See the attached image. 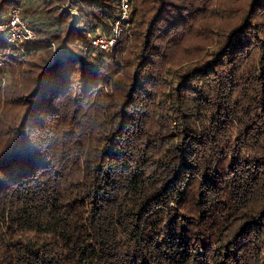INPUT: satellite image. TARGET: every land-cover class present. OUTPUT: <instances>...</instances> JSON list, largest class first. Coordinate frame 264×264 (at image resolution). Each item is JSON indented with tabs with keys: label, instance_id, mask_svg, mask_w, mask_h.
Segmentation results:
<instances>
[{
	"label": "trees",
	"instance_id": "1",
	"mask_svg": "<svg viewBox=\"0 0 264 264\" xmlns=\"http://www.w3.org/2000/svg\"><path fill=\"white\" fill-rule=\"evenodd\" d=\"M127 1L0 0V264H264V0Z\"/></svg>",
	"mask_w": 264,
	"mask_h": 264
},
{
	"label": "built area",
	"instance_id": "2",
	"mask_svg": "<svg viewBox=\"0 0 264 264\" xmlns=\"http://www.w3.org/2000/svg\"><path fill=\"white\" fill-rule=\"evenodd\" d=\"M119 13L117 18L114 19L116 25L119 22L126 20L128 15L129 4L127 0H118ZM20 8L18 6L10 7L6 15V20L0 24V32L5 33V37L9 42L22 46V44H31L35 41L34 31L32 27L25 22L20 14ZM118 32L114 29V34ZM114 41V36L96 35L91 36L89 39L88 47L99 50L101 52H109ZM87 48L84 47L83 50Z\"/></svg>",
	"mask_w": 264,
	"mask_h": 264
},
{
	"label": "rangeland",
	"instance_id": "3",
	"mask_svg": "<svg viewBox=\"0 0 264 264\" xmlns=\"http://www.w3.org/2000/svg\"><path fill=\"white\" fill-rule=\"evenodd\" d=\"M12 6H18L19 8H20V5H12ZM11 6V7H12ZM21 10H20V14H21V16H22V18H23V20L25 21V22H28L26 19H24V17H23V15H22V8H20ZM130 6H129V9H128V15H127V17H126V20H124V21H121V22H119V24L118 25H116L115 24V22L114 21H112L111 22V24L109 25V28H108V30L107 31H101L99 28H96V30L94 31V32H92L91 33V36H96V35H104V36H114V41L115 42H113V44H112V47L110 48V51L112 50V48L115 46V45H117V43L120 41V39L123 37V36H125L126 35V37H128V39H130V28H131V14H130ZM9 11V10H8ZM118 13H119V9H118ZM72 14L74 15V16H76V13L73 11L72 12ZM4 22V21H3ZM2 23V22H1ZM0 23V24H1ZM28 24L32 27V29H33V31H34V37H35V41L33 42V43H41L42 41L41 40H39L38 39V37H36V33H35V29L33 28V25H32V23L31 22H28ZM114 29H117L118 30V32L116 33V35H113L114 34ZM19 47H21V46H19ZM126 47H127V45H125L124 46V51L122 52V54H121V56H123L124 55V53H125V51H126ZM92 49V48H91ZM109 51V52H110ZM1 83H4V84H6V83H9V82H7V79L6 78H3L2 79V82Z\"/></svg>",
	"mask_w": 264,
	"mask_h": 264
}]
</instances>
